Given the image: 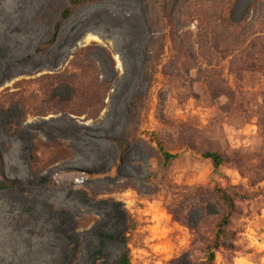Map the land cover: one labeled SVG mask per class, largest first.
<instances>
[{"label":"rangeland","instance_id":"obj_1","mask_svg":"<svg viewBox=\"0 0 264 264\" xmlns=\"http://www.w3.org/2000/svg\"><path fill=\"white\" fill-rule=\"evenodd\" d=\"M67 6L0 0V182H16L0 190V264H93L99 250L103 264H118L124 226L116 203L139 223L133 264H205L225 212L216 187L247 195L237 198L227 227L235 248L217 251L216 264H264V74L237 79L233 54L203 52L195 61L208 77H176L172 67L150 90L147 77L162 32L199 49L234 8L249 43L264 35V0H101L64 18ZM78 58L92 61L110 87L100 116L40 114L59 106L53 84L77 70ZM170 59L166 53L165 64ZM86 76L84 88L93 74ZM205 77L217 87L223 78L244 110L232 98L205 95ZM183 124L196 130L200 147L230 157L220 175L177 146L173 133ZM156 129L171 151H183L165 168L146 132Z\"/></svg>","mask_w":264,"mask_h":264},{"label":"trees","instance_id":"obj_2","mask_svg":"<svg viewBox=\"0 0 264 264\" xmlns=\"http://www.w3.org/2000/svg\"><path fill=\"white\" fill-rule=\"evenodd\" d=\"M69 6H67L63 12L62 16L64 18L69 17L73 8L77 6L88 5L101 0H68ZM162 16L164 19L173 21L172 17L166 6L162 7ZM233 9H230V13L225 15L220 19V24L212 29L215 36L211 39L210 45L207 42L200 44L199 49H196L195 42L192 45H186L182 42L178 44L177 38L175 37L174 31L170 30V34L167 32H162L160 39L154 45L150 55L147 59V65L149 64L148 77V90H150L153 85L158 81L157 73L162 72L165 75L169 74V70L173 67V73L178 77L180 73L184 71L185 73H191L196 71V74H202L206 77L209 76V68L204 69L202 66H198L195 60H198L200 55L204 57H210V54L214 53L217 55H224L225 53L233 54L232 61V73L237 79L240 80H253L256 75L264 74V35H259L251 42L247 43L248 37L251 35L245 31V27L239 22H234L233 19ZM232 12V14H231ZM173 29V27H171ZM254 35V33H252ZM207 41V39H206ZM172 42V43H171ZM230 44H227V43ZM167 50V51H166ZM226 50H230L226 52ZM171 53V59L165 64L166 53ZM77 70L66 72V75H58V83L53 84V95L52 98H58L59 106L53 109H43L39 113L42 115H47L49 113H61L66 117L71 115L80 117L85 116L86 119H97L104 108V102L110 87L107 83H103L98 78V69L96 65L91 61H87L85 58H78L76 61ZM168 65V66H167ZM161 67V68H160ZM160 68V69H159ZM92 73L93 76L88 80L89 86L84 88L87 82L88 74ZM172 73V74H173ZM221 76V75H220ZM205 77L204 84L206 90L204 94L209 98L218 99L226 97L230 100L232 98L236 105L237 111L242 112L244 110V98L238 96L237 92L227 84L222 78L220 86H215L213 80H208ZM241 95V94H240ZM223 110L229 112V107H222ZM38 113V114H39ZM260 122H264V112L261 111L259 114ZM164 124L170 125V120L163 118ZM173 127V125H171ZM178 132L173 133L177 135L176 141L181 150H191L198 153L201 157L208 159L213 167L214 174L220 175L222 168L230 162V157L227 154L221 152L219 149L209 145L205 147H200L197 144L196 130L187 126L186 124L176 126ZM152 141L156 144V150L161 157L162 167L165 168L169 166L174 160L178 159L183 151H171L165 140L162 137V131L159 129L153 131H146ZM66 151H62V154ZM55 181V180H54ZM56 182V181H55ZM16 182L12 180H4L0 182V190L14 186ZM219 194V198L223 201L225 205V212L222 214L221 219L217 223V230L211 244L207 248L205 264H216L217 251L221 248H235L233 242V233L229 232L227 229L230 222V218L236 209L237 198H246V194H233L226 191L220 187H216ZM116 210L120 214L123 222V232L121 234V240L124 243V248L118 258V264H133L132 260V249L131 245L139 244V237L137 235L138 230V220L120 203H116ZM98 233L104 239L112 238L108 233L103 230L98 231ZM93 264H103L104 257L102 251L99 250L94 254Z\"/></svg>","mask_w":264,"mask_h":264}]
</instances>
